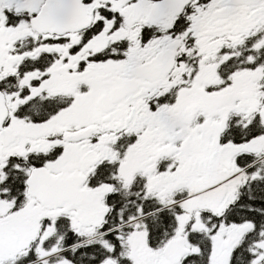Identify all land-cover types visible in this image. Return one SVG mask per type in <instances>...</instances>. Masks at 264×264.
I'll list each match as a JSON object with an SVG mask.
<instances>
[{
	"label": "snow or ice",
	"instance_id": "1",
	"mask_svg": "<svg viewBox=\"0 0 264 264\" xmlns=\"http://www.w3.org/2000/svg\"><path fill=\"white\" fill-rule=\"evenodd\" d=\"M0 264H264V0H0Z\"/></svg>",
	"mask_w": 264,
	"mask_h": 264
}]
</instances>
